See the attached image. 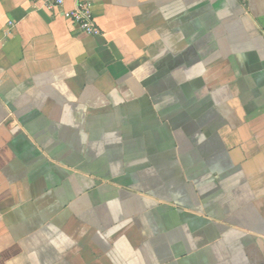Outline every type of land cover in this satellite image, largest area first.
Instances as JSON below:
<instances>
[{
    "label": "crops",
    "instance_id": "obj_1",
    "mask_svg": "<svg viewBox=\"0 0 264 264\" xmlns=\"http://www.w3.org/2000/svg\"><path fill=\"white\" fill-rule=\"evenodd\" d=\"M88 1L0 0V264H264V0Z\"/></svg>",
    "mask_w": 264,
    "mask_h": 264
},
{
    "label": "built area",
    "instance_id": "obj_2",
    "mask_svg": "<svg viewBox=\"0 0 264 264\" xmlns=\"http://www.w3.org/2000/svg\"><path fill=\"white\" fill-rule=\"evenodd\" d=\"M40 1L47 10H60L67 2H72V8L62 10L61 16L73 24L85 35L91 37L101 36V30L95 23L92 6L88 0H36Z\"/></svg>",
    "mask_w": 264,
    "mask_h": 264
}]
</instances>
